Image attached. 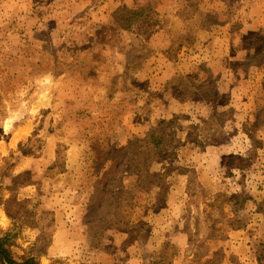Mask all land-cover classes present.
<instances>
[{
    "label": "rangeland",
    "instance_id": "374dc122",
    "mask_svg": "<svg viewBox=\"0 0 264 264\" xmlns=\"http://www.w3.org/2000/svg\"><path fill=\"white\" fill-rule=\"evenodd\" d=\"M250 6L0 0V231L15 256L264 264V35L239 59L193 46L199 30L238 34Z\"/></svg>",
    "mask_w": 264,
    "mask_h": 264
},
{
    "label": "crops",
    "instance_id": "0c3cea01",
    "mask_svg": "<svg viewBox=\"0 0 264 264\" xmlns=\"http://www.w3.org/2000/svg\"><path fill=\"white\" fill-rule=\"evenodd\" d=\"M243 13L244 24L236 35L229 33V29L224 28L214 29L213 32L199 30L196 38L197 42L193 45L194 47L198 46V50H201L198 58L203 56L201 59L208 62L221 60V57H232L234 54L232 51L236 52L237 59H239L240 53L242 58L246 57L247 51L242 46L243 38L247 34L256 37L264 35V0H251V6ZM210 33L215 36L212 42L209 41ZM233 36H235L234 39H232ZM209 45H211L210 49L208 48ZM237 77L240 78V74Z\"/></svg>",
    "mask_w": 264,
    "mask_h": 264
},
{
    "label": "trees",
    "instance_id": "16d2710c",
    "mask_svg": "<svg viewBox=\"0 0 264 264\" xmlns=\"http://www.w3.org/2000/svg\"><path fill=\"white\" fill-rule=\"evenodd\" d=\"M124 11L134 15V17L136 18L142 15V13L137 12V10L125 9ZM166 124L167 122L162 121L158 127L159 129H156L150 135L151 145L158 146L162 142V136L164 135V133L160 131V128L165 126ZM136 142H139V140H137ZM11 202L16 203L17 205H21L22 203H26L28 201L17 202L16 198H11L9 200H6L5 204ZM5 212L7 213L8 217L13 218L8 207L5 208ZM14 237L15 235L14 236L11 235L9 231L6 232L0 231V264H41L34 256H25V257L15 256V254L11 250L12 240Z\"/></svg>",
    "mask_w": 264,
    "mask_h": 264
}]
</instances>
